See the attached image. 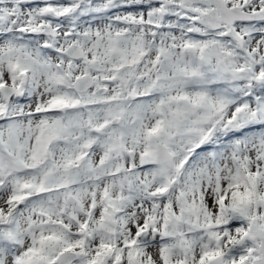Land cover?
<instances>
[{
	"label": "snow or ice",
	"instance_id": "obj_1",
	"mask_svg": "<svg viewBox=\"0 0 264 264\" xmlns=\"http://www.w3.org/2000/svg\"><path fill=\"white\" fill-rule=\"evenodd\" d=\"M0 264H264V0H0Z\"/></svg>",
	"mask_w": 264,
	"mask_h": 264
}]
</instances>
